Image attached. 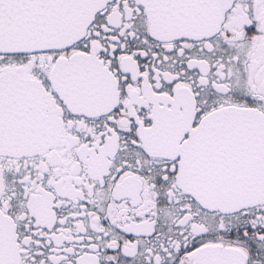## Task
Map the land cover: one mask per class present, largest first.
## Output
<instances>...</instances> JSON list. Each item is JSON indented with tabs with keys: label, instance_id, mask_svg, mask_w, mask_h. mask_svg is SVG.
<instances>
[{
	"label": "snow or ice",
	"instance_id": "6c2138e0",
	"mask_svg": "<svg viewBox=\"0 0 264 264\" xmlns=\"http://www.w3.org/2000/svg\"><path fill=\"white\" fill-rule=\"evenodd\" d=\"M0 264H264V0H0Z\"/></svg>",
	"mask_w": 264,
	"mask_h": 264
}]
</instances>
